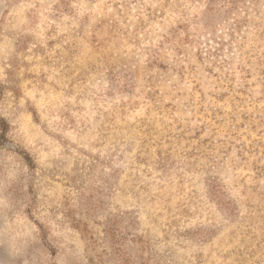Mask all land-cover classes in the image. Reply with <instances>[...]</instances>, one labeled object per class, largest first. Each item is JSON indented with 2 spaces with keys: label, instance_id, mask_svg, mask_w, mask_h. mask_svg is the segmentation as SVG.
<instances>
[{
  "label": "rangeland",
  "instance_id": "1",
  "mask_svg": "<svg viewBox=\"0 0 264 264\" xmlns=\"http://www.w3.org/2000/svg\"><path fill=\"white\" fill-rule=\"evenodd\" d=\"M0 82V264H264V0H0Z\"/></svg>",
  "mask_w": 264,
  "mask_h": 264
},
{
  "label": "trees",
  "instance_id": "2",
  "mask_svg": "<svg viewBox=\"0 0 264 264\" xmlns=\"http://www.w3.org/2000/svg\"><path fill=\"white\" fill-rule=\"evenodd\" d=\"M8 73L11 75V78H13L14 69H10ZM4 87L5 85L0 82V98L4 93ZM11 88L14 90L17 89L15 86H12ZM8 128V122L2 116H0V138H7L6 134ZM24 157L27 159L29 164L32 163L29 154L25 153ZM122 222L123 219H119L117 216L109 217L107 219L104 231L106 241L109 243L111 250L110 253H106L108 256H114L115 259H117L118 264H138L134 252L132 253V245L131 243L129 244V241H134L133 239H131V232L123 230V228L121 227ZM129 222L131 223L130 220Z\"/></svg>",
  "mask_w": 264,
  "mask_h": 264
}]
</instances>
